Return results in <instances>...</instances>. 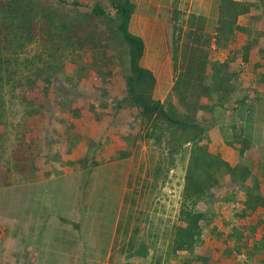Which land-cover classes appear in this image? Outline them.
I'll use <instances>...</instances> for the list:
<instances>
[{
    "label": "rangeland",
    "instance_id": "obj_1",
    "mask_svg": "<svg viewBox=\"0 0 264 264\" xmlns=\"http://www.w3.org/2000/svg\"><path fill=\"white\" fill-rule=\"evenodd\" d=\"M36 1L67 11L73 0H65V4L56 0ZM131 1L137 2V7L130 31L141 37L145 45L140 64L155 78L153 99L164 102L175 79L171 60L173 39L177 35L174 27L181 26L187 31L184 22L190 15H196L205 20L203 31L211 37L218 18L219 0ZM78 2L80 6L76 10L79 13H84L86 5L92 3L91 0ZM258 13L257 10L252 11V15ZM96 22L94 29L105 38V26ZM250 22V17L245 16L239 24L245 26ZM107 35L110 39L108 32ZM183 37L182 42L186 43ZM243 38L240 37V44ZM209 54L211 59L220 61L226 56L224 52L212 50ZM121 56L116 61L120 63L105 70L100 62L90 61L89 55L83 51L54 61L47 56L42 40L27 45L18 55L11 80L4 87L5 106L0 111V214L21 216L25 208L35 210L40 207L49 221L56 214L66 216V213H74L71 216L78 215L80 226H90L91 230L118 220L117 225L121 227L116 237L118 241L134 237L139 243H146L150 239L149 230L154 233L155 227L159 231L158 239L172 236L174 226L179 223L187 157L182 160L180 155L171 154L164 142L157 145L153 140L143 139L145 131L133 119L137 113L135 108L117 110L109 107L92 115L86 112L81 117H72L71 114L72 111L86 109L101 96L97 91L98 85L108 89L106 100L109 105L111 101L121 99L124 95L122 76L127 73L123 71L125 60H121ZM27 61H34L38 67L53 62L55 67V71L50 72L48 93L41 99L43 107H39L38 101L32 98L35 92L30 84L36 69L28 66ZM81 66L86 70L81 72ZM231 66L242 74L246 72L244 76L255 74L251 65L242 63L240 56ZM196 117L200 121L205 120L200 111ZM215 117L219 119L218 115ZM207 136L210 139L208 132ZM128 137L132 139V145L128 144ZM211 142L210 139L209 151L215 148ZM120 151L130 154L124 159L119 158ZM171 157L175 159L172 166ZM159 160L164 165L160 166L161 174L155 179ZM50 178L53 180L48 181ZM42 179L45 182L38 185ZM240 193H244L243 190L234 188L226 179L220 190L215 192L211 206L200 203L196 207L197 211L209 209L218 213L213 223L218 232L213 233L211 226L205 229L201 246L202 253L204 249L214 250L212 256L216 259L213 264H225L226 261L242 264L260 236L258 233L247 242L243 240L248 248L246 255L243 252L241 255L223 256L224 251L233 249L227 238L233 227L241 231L255 225L251 224L248 214L244 218L237 216L242 211L244 200ZM225 197H232L234 201L224 203ZM123 229H127L125 233ZM80 234L83 235L82 228ZM112 251L115 254L113 264L131 263V258L127 259L124 252L118 253V243L113 245ZM186 257L185 253H179L177 258L171 255L170 263L184 264ZM137 262L149 264L150 258ZM247 264L261 263L248 259Z\"/></svg>",
    "mask_w": 264,
    "mask_h": 264
},
{
    "label": "trees",
    "instance_id": "obj_2",
    "mask_svg": "<svg viewBox=\"0 0 264 264\" xmlns=\"http://www.w3.org/2000/svg\"><path fill=\"white\" fill-rule=\"evenodd\" d=\"M56 1L67 3L65 0ZM91 2L86 5L84 13H79L76 10L80 6L78 0H73L67 11L36 0H0V111L5 106L4 87L11 80L18 55L29 44L42 40L47 56L54 61L83 51L89 55L90 61L100 62L104 70L120 63L116 61L122 55L121 60H125L123 71L127 73L122 76L124 95L121 99L111 101L109 105L106 100L109 97L108 89L98 85L97 91L101 96L86 109L72 111V117L85 116L86 112L92 115L109 107L117 110L135 108L137 113L133 119L145 131L143 139L153 140L157 145L164 142L171 154L180 155L182 160L187 157L179 223L173 228L168 254L177 258L179 253H185L184 264H207V258L201 252L203 232L210 226L213 233L218 232L213 225L218 213L209 209L197 211L196 207L200 203L211 206L215 201V192L220 190L225 179L245 194L238 217L244 218L248 212L253 213L258 208L264 212L263 183L244 164L232 167L218 152H210V139L207 136L216 114H223L230 105L238 102L235 100V89L241 72L231 68L236 57L240 56L243 64H250L252 55L264 59V0H219L218 18L211 37L203 31L205 20L196 15H190L184 22L187 31L181 26L174 27L177 35L173 39L171 60L175 79L170 95L164 102L153 99L155 78L150 70L140 64L145 50L144 41L130 31L136 5L131 0ZM256 10L259 11L258 15H252V11ZM174 15L176 20V13ZM241 16H249L250 24L240 25L238 19ZM96 21L105 26V38L94 29ZM183 36L186 43L182 42ZM240 37H244L241 44ZM211 50L224 52V60L211 59ZM27 65L36 69L32 74L33 83L30 84L35 92L32 98L38 101L39 107H43L41 99L48 93L50 72H54L55 67L53 62L38 67L34 61H27ZM259 66L255 63L252 69L257 83L264 84L263 76L256 72ZM80 68L81 72L86 70L85 66ZM199 111L205 122L197 119ZM126 140L132 145V139L128 137ZM228 145L238 149L241 158L250 147V143L240 135H235ZM129 154L120 151L119 158L124 159ZM174 162L175 159L171 157L170 165H174ZM158 163L155 179L161 174L160 166L164 165L160 160ZM232 201V197H225L223 202ZM258 233L259 238L250 247V254L246 255L248 248L242 243L243 240L247 242ZM227 238L233 244V249L224 251L223 256L228 257L232 253L241 255L244 252L246 260L242 264H247L248 259L264 264V219L241 231L233 227ZM147 255V246L142 243L136 245L132 237L126 246L127 259L145 258Z\"/></svg>",
    "mask_w": 264,
    "mask_h": 264
},
{
    "label": "crops",
    "instance_id": "obj_3",
    "mask_svg": "<svg viewBox=\"0 0 264 264\" xmlns=\"http://www.w3.org/2000/svg\"><path fill=\"white\" fill-rule=\"evenodd\" d=\"M136 3L134 2L137 7ZM244 17H239L238 22ZM253 57L254 55L249 59V65L260 64L257 72L264 80V59ZM244 74L246 75V72L241 73V79L235 89V100L238 102L230 105L223 114H216L219 119L215 117L213 126L210 125L208 134L211 143L215 145L210 152H218L232 167L239 163L247 166L252 175L263 183L264 190V84L257 83L255 74L253 76ZM235 135H240L250 143L242 158L238 149L228 145L229 142H233ZM53 178L48 181H52ZM44 182L42 179L37 184L42 185ZM240 195L242 198L245 197L244 193ZM76 206L78 204L74 207ZM72 214L74 213H66V216L56 214L50 221L40 207L35 210L25 208L21 216L14 213L6 216L0 214V264H113L115 254L112 249L117 243L118 253L121 254L124 248L126 256V246L130 239L121 238L119 241L116 239L121 229L117 225L118 220L91 230L90 226L81 227L78 215L71 216ZM247 214L248 219L253 222L252 225L259 219H264V212L260 208ZM80 228L83 235L80 234ZM156 228L154 233L149 230L150 239L142 243L148 248V255L145 258H150L149 264H171V254H168L171 236L167 239H158L159 231L157 232ZM122 232L125 233V229ZM135 242L138 245L136 239ZM211 251L204 249L203 252L207 264H213V260L216 259L212 256L214 250ZM140 259L144 258L132 257L129 259L131 263L125 264H139L137 260ZM228 262L225 264H229Z\"/></svg>",
    "mask_w": 264,
    "mask_h": 264
}]
</instances>
